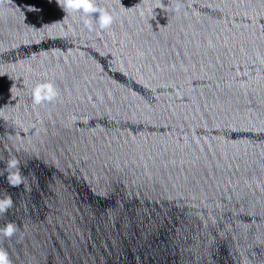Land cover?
I'll list each match as a JSON object with an SVG mask.
<instances>
[{
	"label": "water",
	"instance_id": "95a60500",
	"mask_svg": "<svg viewBox=\"0 0 264 264\" xmlns=\"http://www.w3.org/2000/svg\"><path fill=\"white\" fill-rule=\"evenodd\" d=\"M96 3L107 29L56 0H0V229H18L0 249L264 264V0ZM45 82L57 96L35 105Z\"/></svg>",
	"mask_w": 264,
	"mask_h": 264
},
{
	"label": "clouds",
	"instance_id": "9594fccd",
	"mask_svg": "<svg viewBox=\"0 0 264 264\" xmlns=\"http://www.w3.org/2000/svg\"><path fill=\"white\" fill-rule=\"evenodd\" d=\"M57 5L64 11H80L85 15L97 14V23L101 30L107 29L113 23V15L97 6L96 0H56ZM29 11H36L34 6H27ZM179 9L177 8L176 11ZM85 26L91 27L88 20H85ZM57 96V91L51 82L38 84L32 90V100L35 105H40L44 101L51 102ZM8 168H17L18 161L10 160L7 164ZM11 187L19 188L23 184V180L19 174H14L8 177ZM13 205L11 197L0 199V213L6 212ZM17 226L14 223H7L3 229H0V234L11 238L17 231ZM0 264H11L7 251L0 249Z\"/></svg>",
	"mask_w": 264,
	"mask_h": 264
}]
</instances>
